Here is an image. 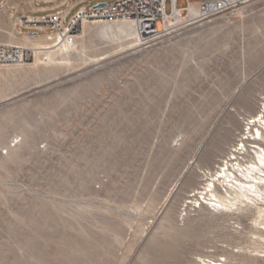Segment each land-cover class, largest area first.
<instances>
[{
    "label": "rangeland",
    "instance_id": "obj_1",
    "mask_svg": "<svg viewBox=\"0 0 264 264\" xmlns=\"http://www.w3.org/2000/svg\"><path fill=\"white\" fill-rule=\"evenodd\" d=\"M61 1L0 0V43L52 50L29 9ZM105 25L57 62L0 65V264H264V218L200 193L214 176L230 197L218 170L258 159L264 0L149 45Z\"/></svg>",
    "mask_w": 264,
    "mask_h": 264
},
{
    "label": "built area",
    "instance_id": "obj_2",
    "mask_svg": "<svg viewBox=\"0 0 264 264\" xmlns=\"http://www.w3.org/2000/svg\"><path fill=\"white\" fill-rule=\"evenodd\" d=\"M171 1L172 8L166 11V5ZM250 0H198L189 2L183 9L177 8V0H115L103 8L88 9L81 7L65 24V17L60 12L34 17L36 20L29 21L30 27L36 31L44 29L55 30L58 43H73L76 41L81 23L88 21H104L113 23L120 20H129L136 27L142 44L149 45L171 32L167 23L169 17L181 10L182 14L187 11L191 3L199 5L200 20L213 18V16L227 12L238 11L243 3ZM161 19L163 28L157 26ZM32 49L13 44L0 43V65L9 63L24 64L33 61Z\"/></svg>",
    "mask_w": 264,
    "mask_h": 264
},
{
    "label": "bare ground",
    "instance_id": "obj_3",
    "mask_svg": "<svg viewBox=\"0 0 264 264\" xmlns=\"http://www.w3.org/2000/svg\"><path fill=\"white\" fill-rule=\"evenodd\" d=\"M200 15L199 5L196 3H191L189 7V12L185 16L184 13L182 14L181 10H177L176 14L168 19V29L174 28L175 25L184 24L185 21H192L198 19ZM29 21L36 20L35 18L30 17ZM95 22V21H92ZM97 22H104V21H97ZM106 23V22H104ZM115 24L114 26L112 24ZM113 23H107L105 25L104 34L106 36H110L109 29L113 28L112 35L118 36L120 39H126L131 42H140V37L138 36L136 27H134L133 23L129 20H120ZM91 26V25H90ZM103 28V27H102ZM101 28V29H102ZM91 29V27H90ZM88 29H86L85 32ZM101 31V30H100ZM84 32V33H85ZM53 37V36H52ZM89 37V36H88ZM86 38V37H85ZM82 42V41H81ZM55 46L53 45V49L48 47L42 41H38L34 44L35 50V58L37 63L44 62L47 59L49 61H56V55L64 54L69 49H73L79 51L78 44L73 42L69 43H56ZM81 51H83L81 49ZM70 56V55H69ZM64 61V60H63ZM66 63V62H65ZM260 117L256 123V129L252 131L253 140L258 144L256 145L258 149H255L256 155H258V159L255 162H252L250 166L245 168L246 170H240L237 167V171L231 170V166L223 170H218L220 172L217 181H221L222 185H227L226 193L229 194L230 197H227L225 193L219 192L217 190L216 182L214 181V176L209 179V181L204 184V188L201 189L200 193L206 194L204 196L205 200L209 204H211L214 208L221 207L232 211L236 210H248L251 209L252 211L256 212L259 217L262 219L264 218V113H261ZM256 118V117H255ZM246 146V144H244ZM256 159V157H255ZM241 165V164H240ZM243 166V165H242ZM240 172L242 178H240L237 174ZM230 188V190H229ZM211 197H207V196ZM200 200V198H198ZM257 221V220H256ZM264 225V220L262 222ZM263 228V227H262ZM217 264H220V261H216ZM200 264H208L207 261L201 262ZM227 264V263H221Z\"/></svg>",
    "mask_w": 264,
    "mask_h": 264
},
{
    "label": "crops",
    "instance_id": "obj_4",
    "mask_svg": "<svg viewBox=\"0 0 264 264\" xmlns=\"http://www.w3.org/2000/svg\"><path fill=\"white\" fill-rule=\"evenodd\" d=\"M98 1H104V0H95V1H93V0H72V1L62 0L59 4H54L51 7H46L45 6L46 2H43L41 5L39 4L40 6H37L35 8H30L29 13L34 15L33 17H35V16L39 17L38 15H42L44 13H46L45 15H48V14H52V12L57 11V12H60L62 15H64L65 20L66 19L68 20L78 10H80L81 7H86L88 9H90L88 6V3H95ZM49 10H52V12L48 13ZM42 16H44V15H42Z\"/></svg>",
    "mask_w": 264,
    "mask_h": 264
},
{
    "label": "water",
    "instance_id": "obj_5",
    "mask_svg": "<svg viewBox=\"0 0 264 264\" xmlns=\"http://www.w3.org/2000/svg\"><path fill=\"white\" fill-rule=\"evenodd\" d=\"M107 6V3H98V4H96L94 7H93V9H95V8H103V7H106ZM35 36H37L38 35V33H33Z\"/></svg>",
    "mask_w": 264,
    "mask_h": 264
}]
</instances>
